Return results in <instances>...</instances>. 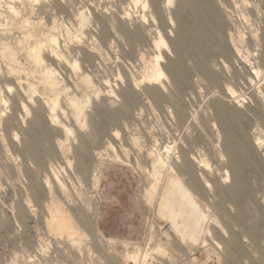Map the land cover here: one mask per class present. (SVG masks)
I'll list each match as a JSON object with an SVG mask.
<instances>
[{"label":"rangeland","instance_id":"374dc122","mask_svg":"<svg viewBox=\"0 0 264 264\" xmlns=\"http://www.w3.org/2000/svg\"><path fill=\"white\" fill-rule=\"evenodd\" d=\"M165 1L0 0V264H264V0Z\"/></svg>","mask_w":264,"mask_h":264},{"label":"crops","instance_id":"0c3cea01","mask_svg":"<svg viewBox=\"0 0 264 264\" xmlns=\"http://www.w3.org/2000/svg\"><path fill=\"white\" fill-rule=\"evenodd\" d=\"M160 200V212L167 215L176 229L184 227L188 229V236L192 240H198L204 233L202 226L206 217L179 179L170 176L167 190Z\"/></svg>","mask_w":264,"mask_h":264},{"label":"bare ground","instance_id":"6f19581e","mask_svg":"<svg viewBox=\"0 0 264 264\" xmlns=\"http://www.w3.org/2000/svg\"><path fill=\"white\" fill-rule=\"evenodd\" d=\"M63 1V3H65L66 4V2H68V1H70L71 2V0H62ZM165 1V0H164ZM166 3H167V5H169L170 4V2H171V0H166L165 1ZM72 3V2H71ZM124 19V18H123ZM125 20V19H124ZM154 48H155V46H154ZM34 60V59H33ZM39 61V60H38ZM38 61H37V58L34 60V62H36V63H38ZM158 69V66H156L155 67V71H157V74H158V76L159 77H161L162 75H161V72L159 71V70H157ZM154 71V72H155ZM157 74H154V76L153 77H157ZM154 82H156V80H153ZM139 86H140V84H139ZM109 94L111 93V92H108ZM107 93V94H108ZM57 104V103H56ZM56 104H55V107H56ZM73 107H75V109L78 107V106H75V105H73ZM78 109H80L79 107H78ZM78 109H76V111L78 110ZM74 110L72 109V112H73ZM76 111H75V113H74V115L76 114ZM79 111V110H78ZM77 111V112H78ZM81 111V110H80ZM82 112V111H81ZM80 112V113H81ZM72 113V114H73ZM79 113V114H80ZM81 115V114H80ZM79 115V117H81ZM48 116H49V118H50V120H51V122L53 123V124H55L56 123V119H55V117H53V114H52V112L50 113V114H48ZM75 118L77 119L78 118V116L77 115H75ZM183 119L185 120L186 119V117H183ZM68 133V132H67ZM261 144L262 143H260V146H261ZM66 147V146H65ZM65 149V148H64ZM171 149V148H170ZM174 152V151H173ZM176 152V151H175ZM66 153V152H65ZM158 155V154H157ZM65 156V155H64ZM168 157V156H167ZM175 157V156H174ZM166 159V158H165ZM169 160V159H168ZM172 160V159H171ZM158 162V161H157ZM167 162V161H166ZM183 162H184V157H183ZM162 164V161H160V162H158V163H156L155 164V168H156V165H161ZM154 167V166H153ZM199 167H203V165H199ZM154 168V169H155ZM157 169V168H156ZM157 171H155V173H156ZM228 179V178H227ZM158 183V182H157ZM149 186H150V184H149ZM208 186V185H207ZM151 191H152V193L151 194H153V193H155L156 191H157V189H158V184H153L152 183V185H151ZM232 192H234V190H232ZM49 228H50V230L51 231H54L55 233H57V234H60V235H67L68 237H70L71 235H74L73 234V229H75V228H73V225H72V223H71V221H70V218H68L66 215L64 216V215H62L60 212H51V217H50V222H49ZM52 233V232H51ZM75 233V232H74ZM50 237V236H49ZM212 237V236H211ZM65 238V237H64ZM71 244V243H70ZM73 244V243H72ZM69 245V244H68ZM73 246V245H72ZM42 251V250H41ZM159 251V250H158ZM138 256V255H137ZM130 257V256H129ZM141 260V259H140ZM144 262V261H143Z\"/></svg>","mask_w":264,"mask_h":264}]
</instances>
